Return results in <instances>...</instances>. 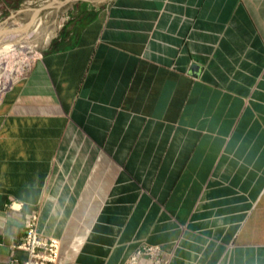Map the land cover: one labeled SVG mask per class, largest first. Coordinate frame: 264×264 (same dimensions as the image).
Segmentation results:
<instances>
[{"label":"crops","instance_id":"1","mask_svg":"<svg viewBox=\"0 0 264 264\" xmlns=\"http://www.w3.org/2000/svg\"><path fill=\"white\" fill-rule=\"evenodd\" d=\"M62 16L0 105V264L27 258L12 245L32 211L58 264H124L142 243L169 264H264V0Z\"/></svg>","mask_w":264,"mask_h":264},{"label":"rangeland","instance_id":"2","mask_svg":"<svg viewBox=\"0 0 264 264\" xmlns=\"http://www.w3.org/2000/svg\"><path fill=\"white\" fill-rule=\"evenodd\" d=\"M58 1L63 2L58 6L60 7L58 10L54 9V6L50 7V4H55ZM76 1L78 3L86 0H26L17 11L12 13L0 11V26L4 29L0 34V46L10 44L15 45L17 48L14 55L7 56L5 59L7 61L6 63L3 62V58H0V105L9 92V89L19 84L29 73L31 69L28 70V66L32 65L33 67L36 63L32 64L33 60L37 55H41L42 49L46 46L45 38L49 33H52L53 28L55 29L54 23L59 21L62 13L70 10V7ZM34 12L37 16L31 15ZM17 54L20 55L18 56ZM8 78L9 81L7 82ZM6 83L9 84L7 85Z\"/></svg>","mask_w":264,"mask_h":264},{"label":"built area","instance_id":"3","mask_svg":"<svg viewBox=\"0 0 264 264\" xmlns=\"http://www.w3.org/2000/svg\"><path fill=\"white\" fill-rule=\"evenodd\" d=\"M68 20L69 17H59V21L54 23L55 29L53 28L50 39ZM49 41L45 44L47 45ZM39 57L37 56L32 64ZM28 67V70H30L32 65ZM38 218V211H32L27 215L25 234L22 241L12 245L13 249L24 250L27 253V258L24 261H19L11 257L8 264H58L60 241L56 238L43 237L38 233ZM124 264H169V258L159 245L142 243L129 255Z\"/></svg>","mask_w":264,"mask_h":264},{"label":"bare ground","instance_id":"4","mask_svg":"<svg viewBox=\"0 0 264 264\" xmlns=\"http://www.w3.org/2000/svg\"><path fill=\"white\" fill-rule=\"evenodd\" d=\"M65 2V1H64ZM60 3L62 4L63 2H57V3H55V4H50L51 6L50 7H52V6H54V9H56V10H58L60 7H58V6H60ZM55 6H57V7H55ZM31 15H36V13L34 12V13H32ZM37 16V15H36ZM19 24H21V23H19ZM28 26V25H27ZM31 26H32V24H31ZM30 26V27H31ZM6 28V27H5ZM27 28V27H26ZM23 29V28H22ZM30 29V28H29ZM28 29V30H29ZM38 29V28H37ZM51 29V28H50ZM4 29L0 26V34H1V32L3 31ZM15 30V29H14ZM46 31V30H45ZM44 31V32H45ZM23 32V31H22ZM16 33V32H15ZM52 34H53V31H52V33H49V35L45 38V42L47 43L48 41H49V39H50V37L52 36ZM22 35V34H21ZM22 36H25V35H22ZM28 36V35H27ZM22 38H24V37H22ZM16 40V39H15ZM22 41H23V39H22ZM25 41V40H24ZM18 43H20L19 41H18ZM29 43V42H28ZM33 44V43H32ZM24 45V44H23ZM27 46V45H26ZM18 47V46H17ZM39 48V47H38ZM0 58H3L4 59V63H6L7 61H5V59L7 58V56H9V55H14V53L16 52V50H17V48L15 47V45H10V44H5L4 46L3 45H1L0 46ZM21 49V48H20ZM27 49V48H26ZM35 51V50H34ZM19 52V51H18ZM20 54H21V52H20ZM19 54V55H20ZM24 54V53H23ZM18 55V54H17ZM18 55V56H19ZM38 56V55H37ZM23 57H25V56H23ZM11 59V58H10ZM26 60V59H25ZM6 65V64H5ZM9 81V78H8V80H7V82ZM7 85L9 84V83H6ZM5 85V84H4ZM2 89H4V88H2ZM5 90V89H4ZM3 90V91H4Z\"/></svg>","mask_w":264,"mask_h":264}]
</instances>
